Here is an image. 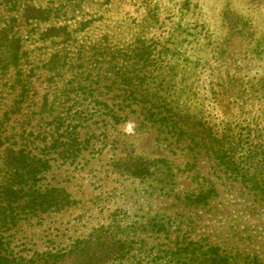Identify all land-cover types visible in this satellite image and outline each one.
Wrapping results in <instances>:
<instances>
[{"label":"rangeland","instance_id":"obj_1","mask_svg":"<svg viewBox=\"0 0 264 264\" xmlns=\"http://www.w3.org/2000/svg\"><path fill=\"white\" fill-rule=\"evenodd\" d=\"M27 3L52 12L31 24L23 17ZM2 16L14 19L16 34H38L55 22L89 26L60 51L59 68L48 70L42 62L54 48L25 45L29 53L20 74L28 91L9 124L25 129L29 149L50 158L35 187L60 188L68 197L61 209L0 213L1 254L23 264H165L162 250L193 241L264 263V202L224 173L207 144L179 140L172 130L145 121L141 105L131 100L141 90L124 87L116 72L123 60L111 54L138 38L159 36L169 47L149 53L141 70L146 88L163 94L168 82L179 85L184 77L182 96L190 108L180 104L183 112L258 116L264 124V0H0ZM220 49L234 61H218ZM216 64L237 79L231 95L218 100L209 93L206 70ZM189 65L194 73L181 75ZM95 100L114 105L123 115L120 123L98 116ZM125 100L132 106L122 110ZM84 106L91 111L82 114ZM66 131L75 132L80 151L63 160L62 147H52ZM137 158L140 168H149L143 178L126 172ZM210 186L205 203L185 199ZM7 214L15 224L1 221Z\"/></svg>","mask_w":264,"mask_h":264},{"label":"trees","instance_id":"obj_2","mask_svg":"<svg viewBox=\"0 0 264 264\" xmlns=\"http://www.w3.org/2000/svg\"><path fill=\"white\" fill-rule=\"evenodd\" d=\"M50 11L51 9L45 10L40 6L27 3L23 17L31 24H36L35 22L47 20ZM3 17H0L2 23L0 26V213H6L8 209L13 212L16 208L25 213L61 209L65 206L68 197L66 194V196L63 195L62 189L35 187V182L40 175L50 168L48 154L43 151L34 153L32 149H29L24 142L25 129L17 130L9 122L15 114L20 113L21 103L25 101L28 91L20 74L23 58L29 53L25 45H35L38 50L49 46L54 48L47 62L45 59H42V62L48 70H51L53 66L59 68L62 58L59 56L60 51L71 46L76 41L77 34L88 29L89 23L83 20L59 24L55 22L44 32L38 34L30 33L31 29L27 34H16L12 32L14 19ZM167 43V40L151 35L148 39L138 38L123 50L118 49V51L111 52L112 56L118 52L123 60L122 66H117L116 72L124 87L129 89L130 93L136 89L141 90L139 99L131 98V100L135 101L136 105H141L145 121L172 130V134L179 140L189 138L193 143L207 144L205 147L224 173L231 179L243 183L255 197L264 202V124L258 122V116L232 119L222 111L219 115L211 113L204 115L196 110L192 114L183 112L180 104L186 109L190 108L189 98L182 96L187 86L182 84L184 77L179 85L172 86L173 83L168 82L163 94L158 87L154 92L145 87V76L141 70L147 63L149 53L151 50L166 52L169 47ZM230 55L220 49L217 53V60L223 61L231 57L230 61H234L235 57ZM206 70L209 72V93H212L214 100H218L220 95L230 96L229 89L237 81L231 71H224L222 64H216L214 67L208 66ZM187 71H192L190 65L183 66L181 75ZM137 79L139 80L136 83ZM152 89L154 90V87ZM238 90L230 91L236 94ZM187 98L189 101L186 100ZM222 99L228 100V98ZM48 105L50 104H44V109L49 111L51 105ZM94 105L95 110H93L98 116L109 117L114 123H120L123 118L114 105L104 100H95ZM130 106L132 102L125 100L122 110ZM90 111V108L84 106L81 112L87 114ZM56 123H58L57 129L59 130L63 123L60 120ZM64 133L55 138L53 144H57L52 148L56 152L62 147L58 154L63 160H67L74 158L80 151V147L75 132L66 131ZM141 160L137 158L135 162L128 163L126 172L142 178L148 175L147 165L141 163L140 168L138 161ZM165 162L167 161L163 162L167 166ZM167 173L165 176L169 175ZM213 191L212 186L206 189L201 188L196 194L190 195L193 198L187 195L185 199L197 204L205 203ZM1 221L8 225L15 224L17 220H14L12 215L8 217L7 214ZM160 255L165 264H256L258 261L254 257L245 258L247 256L222 253L218 246L203 245L193 241L179 243L167 250H162ZM239 257L245 259H239ZM0 264H23V259L13 256L10 258L6 253H0Z\"/></svg>","mask_w":264,"mask_h":264}]
</instances>
